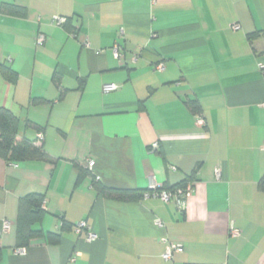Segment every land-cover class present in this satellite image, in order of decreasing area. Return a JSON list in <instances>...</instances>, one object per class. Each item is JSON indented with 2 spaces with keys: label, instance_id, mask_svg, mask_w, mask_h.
Instances as JSON below:
<instances>
[{
  "label": "crops",
  "instance_id": "crops-1",
  "mask_svg": "<svg viewBox=\"0 0 264 264\" xmlns=\"http://www.w3.org/2000/svg\"><path fill=\"white\" fill-rule=\"evenodd\" d=\"M263 65L264 0H0V107L51 157H0V264H264ZM151 179L192 181V195L179 208L98 189ZM32 192L41 232L18 246ZM171 242L183 250L165 259Z\"/></svg>",
  "mask_w": 264,
  "mask_h": 264
},
{
  "label": "trees",
  "instance_id": "trees-1",
  "mask_svg": "<svg viewBox=\"0 0 264 264\" xmlns=\"http://www.w3.org/2000/svg\"><path fill=\"white\" fill-rule=\"evenodd\" d=\"M2 7L10 12L17 11V6L11 3H4ZM260 31L254 32L251 36H258ZM8 68V67H7ZM3 75L12 82L17 80V73L10 68L2 69ZM192 109L197 113H201V107L198 101H189ZM19 118L9 109L0 107V157L9 162H20L23 160L46 159L50 160V156L42 146L36 145L34 141L29 139L17 140L19 133ZM81 174L84 171H80ZM96 180V179H95ZM186 181H182L177 185H182ZM175 185V186H177ZM174 187V186H173ZM168 188V187H167ZM172 188V187H170ZM98 189L111 198L120 200H134L142 196L141 191H132L126 189L107 188L98 186ZM45 193L32 192L20 199L18 219H17V241L18 246H27L30 239L38 235L41 231L34 228L37 218L44 214ZM1 235V234H0ZM2 252L1 236H0V258ZM187 264H205L189 262Z\"/></svg>",
  "mask_w": 264,
  "mask_h": 264
},
{
  "label": "built area",
  "instance_id": "built-area-1",
  "mask_svg": "<svg viewBox=\"0 0 264 264\" xmlns=\"http://www.w3.org/2000/svg\"><path fill=\"white\" fill-rule=\"evenodd\" d=\"M54 22L58 23V24H63L65 23V18L61 17V16H55L54 17ZM239 26H235V29H238ZM46 40V36L44 33H39L37 36V43L39 45L44 44ZM117 55H119V52L117 53ZM262 72L264 75V65L262 66ZM104 91L109 92V91H113L116 89V85L115 84H107L103 87ZM261 106L264 108V102L261 104ZM197 121L199 124H204L206 123L204 117L202 116V114H198L197 115ZM39 138L42 139L43 135L40 134ZM152 147L154 149H158L159 148V143L158 142H154L152 144ZM95 165V161L94 160H90L89 161V166L93 167ZM171 169L173 171L177 170L176 166H171ZM216 175L219 178L220 177V169H217L216 171ZM96 180L100 179L99 176L95 177ZM194 183L192 181H186L185 183H183L182 185H177L174 186L172 188H167V187H163L162 185H159L154 179H151V181L149 182V186L148 189L145 190L144 192H142V196L143 197H159L161 198L165 203H175L179 208H183L185 206L186 200L192 195L193 192V186ZM157 223L160 226H164L163 222L161 220H158ZM10 221L6 220L4 221V225H3V230L7 231L10 228ZM86 230L87 232V239L88 240H95L98 235L96 233H94L93 231H91L89 224L87 223V221L85 220H81L78 221L75 224V231L78 234H81L82 231ZM231 232L233 235H239V230L232 228ZM183 250V245L182 244H177V243H169L166 252L163 254V257L165 259H171L174 252L176 251H182ZM18 252H21V249L17 250Z\"/></svg>",
  "mask_w": 264,
  "mask_h": 264
}]
</instances>
